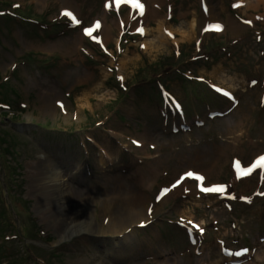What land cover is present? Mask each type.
<instances>
[{"label": "rangeland", "instance_id": "1", "mask_svg": "<svg viewBox=\"0 0 264 264\" xmlns=\"http://www.w3.org/2000/svg\"><path fill=\"white\" fill-rule=\"evenodd\" d=\"M103 1L0 0V221L14 239L0 237V264H264V169L232 174L234 160L249 167L264 154V2L149 0L137 18ZM70 11L83 26L69 27ZM102 11L107 44L103 24L87 40L81 32ZM54 171L65 200L43 204ZM129 195L147 215L111 250L105 236L59 242L72 207L96 232L101 206Z\"/></svg>", "mask_w": 264, "mask_h": 264}, {"label": "bare ground", "instance_id": "2", "mask_svg": "<svg viewBox=\"0 0 264 264\" xmlns=\"http://www.w3.org/2000/svg\"><path fill=\"white\" fill-rule=\"evenodd\" d=\"M143 5H144V13L142 18H146V16L150 13V8H149V0H140ZM244 1V0H242ZM246 2V1H245ZM264 2V0H254L253 3L250 2H246L245 7H251L253 9H256L258 7V5L260 3ZM65 3V1H64ZM145 3V4H144ZM66 5V4H65ZM64 9L67 8L66 6L63 7ZM154 13V12H153ZM101 26H102V32L105 36V40L104 43L107 44L109 39L108 36L106 35V30L108 29L105 25V12L102 11L101 13ZM134 16L137 17V15L134 13ZM138 18V17H137ZM230 20L228 19V22ZM116 28H118V24L115 25ZM164 30L165 28L162 26H160L158 33H159V39L163 40V41H167L166 36L164 35ZM93 35V34H92ZM144 35L147 36L148 32L147 30L144 31ZM188 35V34H187ZM80 41L83 40V38L80 36ZM158 49V48H157ZM63 103L57 101H53L52 103V108L48 109L50 110V114H48L49 116H51L53 119H56L57 114H56V108L62 106ZM64 120H67L66 117ZM144 148V147H143ZM103 159V158H102ZM101 163L103 165H105L104 159L103 161H101ZM191 171V170H189ZM205 177L203 178L204 182L206 185H209L207 182H209V174L205 173ZM44 186H47L46 188V192L48 191V195L47 197L43 196V204H47L48 200H55L57 201L58 198L61 200H65V196H64V181L61 178V174L57 173L56 171H54V173H47V175L45 176L44 180H43ZM142 183V186H147L149 184V182L142 178V180L140 181V184ZM130 196V197H129ZM128 196V199L125 202H121L120 206H114V204H103L101 206V214L100 216H103V221L104 224H106L105 226H101L98 228V230L95 232L94 231V227H93V223H91L90 219L88 217L86 218H78L77 219V211H75L74 207H72L69 212L71 213V215L75 218V219H70V221L72 223L68 224L67 227H65V229L62 230V234H61V240L59 242H63L66 241L67 239H69L70 237H74V236H79L83 239H87L91 236L94 235H98V236H105L102 238H106L109 239L110 241H114V243H108V242H103V247L104 249L107 250V248L109 250H111L110 248H112V245H118V239H122L125 237V235L127 233V225L128 224H136L137 221L139 220V222L141 220H143V216L147 215V208H142L141 207V202L140 200H138V198H136V196L131 197V195ZM170 195H168L169 197ZM167 198V197H166ZM166 200V199H165ZM164 201V200H163ZM42 204V202H41ZM47 207H49V209L51 210V206L47 205ZM74 208V209H73ZM86 210V209H85ZM84 210V211H85ZM76 214V216H74ZM86 216V215H85ZM55 217V216H53ZM91 218V217H90ZM138 222V223H139ZM139 225V224H138ZM67 236L69 238H67ZM115 241H117L115 243ZM121 257H123L124 255L129 254L131 251H126L125 248L121 247L119 248V251Z\"/></svg>", "mask_w": 264, "mask_h": 264}, {"label": "trees", "instance_id": "3", "mask_svg": "<svg viewBox=\"0 0 264 264\" xmlns=\"http://www.w3.org/2000/svg\"><path fill=\"white\" fill-rule=\"evenodd\" d=\"M161 67H159V69H160ZM168 71H172V69H169L168 68V70H165L163 73H167ZM154 74H157V73H155V72H153V74H152V76H153V78L154 77H158V78H160L159 76H155ZM161 76V75H160ZM157 81V80H156ZM156 81H153V82H151V83H154V82H156ZM146 82L148 83V84H150L149 82H148V80H146ZM4 221V222H3ZM3 221H0V237H4L5 235V232L8 230L7 229V221L5 222V220H3ZM8 228H9V225H8ZM12 237V236H11ZM11 237H9V240H8V238H6V236L4 237V240L2 241V242H4L3 243V245H7L8 243H9V241H12V240H14V239H10ZM6 241V242H5ZM2 247H0V254L1 255H4V254H2V249H1ZM8 264H15V262L13 263V262H10V263H8Z\"/></svg>", "mask_w": 264, "mask_h": 264}]
</instances>
